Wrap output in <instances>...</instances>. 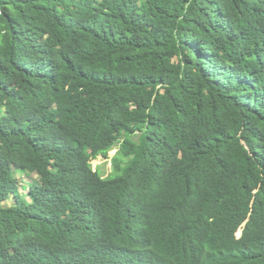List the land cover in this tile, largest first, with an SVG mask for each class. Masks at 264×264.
<instances>
[{"label":"trees","instance_id":"obj_1","mask_svg":"<svg viewBox=\"0 0 264 264\" xmlns=\"http://www.w3.org/2000/svg\"><path fill=\"white\" fill-rule=\"evenodd\" d=\"M0 264H264V0H0Z\"/></svg>","mask_w":264,"mask_h":264},{"label":"rangeland","instance_id":"obj_2","mask_svg":"<svg viewBox=\"0 0 264 264\" xmlns=\"http://www.w3.org/2000/svg\"><path fill=\"white\" fill-rule=\"evenodd\" d=\"M116 151L117 150L114 148L109 152L108 157L99 156L91 160L92 167L94 169H99L103 176L111 174L113 171L111 158L115 155ZM16 175L19 181V191L12 194L11 197L4 202V205H19L23 200H31L33 195V184L39 183V175L37 173L24 175L20 172H16Z\"/></svg>","mask_w":264,"mask_h":264}]
</instances>
